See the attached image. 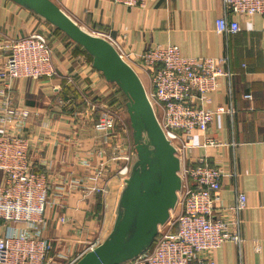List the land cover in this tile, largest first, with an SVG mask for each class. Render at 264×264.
<instances>
[{"label":"crops","instance_id":"crops-1","mask_svg":"<svg viewBox=\"0 0 264 264\" xmlns=\"http://www.w3.org/2000/svg\"><path fill=\"white\" fill-rule=\"evenodd\" d=\"M53 1L79 24L112 37L127 53L175 44L191 57L229 55L232 95L222 84L207 104L212 109L234 107L233 121L228 114H218L208 131L223 145L203 147L205 135L199 130L187 140L195 146V157L207 155L210 163L237 173L224 177L220 204L232 200L236 189L248 199L242 213L241 249L227 242L214 251L215 264H264V245L261 252L255 251L256 241L264 238V16L236 15L241 30L227 36L216 31V21L223 14L221 0H157L145 8H128L113 0ZM34 32L47 36L58 73L53 78L16 81L12 103L30 109L24 124L28 153L35 171H47L50 184L44 235L53 243L52 264H66L99 238L103 243L111 236L129 177L116 173L126 163L121 157L135 153L136 144L128 96L93 66L85 48L28 6L0 0V41ZM6 56L0 49V67ZM248 93L251 99L245 97ZM86 99L97 105L95 110ZM102 104L121 115L122 121L110 134L97 125ZM102 164L105 173L100 181L108 185L107 195L84 196L82 187L97 182ZM61 216L66 217L64 222Z\"/></svg>","mask_w":264,"mask_h":264},{"label":"built area","instance_id":"built-area-1","mask_svg":"<svg viewBox=\"0 0 264 264\" xmlns=\"http://www.w3.org/2000/svg\"><path fill=\"white\" fill-rule=\"evenodd\" d=\"M113 1L128 8H145L157 0ZM221 1L223 14L216 21L218 33L228 36L239 32L241 25L236 15L264 16V0ZM105 37L142 79L160 125L181 161L182 187L175 209L160 226L153 247L126 264H215L214 251L227 242L241 249L244 242L242 213L248 199L244 192L236 189L232 200L220 204L224 177H236L237 173L210 163L207 155L195 157V146L187 139L199 130L205 135L203 147L223 145L208 136V131L218 114H228L233 121L234 107L230 104L212 109L207 104L222 84L232 95L234 72L229 65L230 57L228 54L191 57L184 55L175 44L151 45L139 53H127L112 37ZM0 49L7 53L0 67V264H52L53 243L44 235L49 179L47 171H35L28 153L30 141L24 134V124L31 112L29 108L13 105L12 89L20 79L55 77L58 72L54 49L47 36L39 32L1 40ZM245 97L253 96L248 93ZM86 101L92 110L96 109V104ZM99 107L97 125L110 134L116 123L122 121L120 112L107 104ZM134 154L121 157L126 163L116 176L129 175ZM104 173L102 164L97 170V182L82 187L84 196L107 195L108 185L100 181ZM65 220L66 217L61 216V221ZM101 240L91 243L66 264H75L87 251L99 246ZM263 245L264 238L256 241L255 251L261 252Z\"/></svg>","mask_w":264,"mask_h":264},{"label":"water","instance_id":"water-1","mask_svg":"<svg viewBox=\"0 0 264 264\" xmlns=\"http://www.w3.org/2000/svg\"><path fill=\"white\" fill-rule=\"evenodd\" d=\"M65 32L93 58V66L129 98L136 144L111 236L75 264H121L147 251L171 216L182 187L180 158L162 129L145 85L116 47L69 16L53 0H17Z\"/></svg>","mask_w":264,"mask_h":264},{"label":"trees","instance_id":"trees-1","mask_svg":"<svg viewBox=\"0 0 264 264\" xmlns=\"http://www.w3.org/2000/svg\"><path fill=\"white\" fill-rule=\"evenodd\" d=\"M94 28H95V29H101V27H99L98 25H95ZM157 238H158V235L156 236L155 240H157Z\"/></svg>","mask_w":264,"mask_h":264},{"label":"bare ground","instance_id":"bare-ground-1","mask_svg":"<svg viewBox=\"0 0 264 264\" xmlns=\"http://www.w3.org/2000/svg\"><path fill=\"white\" fill-rule=\"evenodd\" d=\"M93 33H95V34H99V35H101V36H103L104 37V35H102V34H100V33H97V32H94V31H92ZM173 211V210H172ZM171 211V212H172Z\"/></svg>","mask_w":264,"mask_h":264},{"label":"rangeland","instance_id":"rangeland-1","mask_svg":"<svg viewBox=\"0 0 264 264\" xmlns=\"http://www.w3.org/2000/svg\"><path fill=\"white\" fill-rule=\"evenodd\" d=\"M134 158H135V154H134V157L132 158V161L134 160ZM174 215H175V213H174Z\"/></svg>","mask_w":264,"mask_h":264}]
</instances>
